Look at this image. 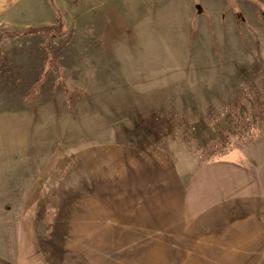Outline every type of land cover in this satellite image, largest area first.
Masks as SVG:
<instances>
[{
	"label": "rangeland",
	"instance_id": "rangeland-1",
	"mask_svg": "<svg viewBox=\"0 0 264 264\" xmlns=\"http://www.w3.org/2000/svg\"><path fill=\"white\" fill-rule=\"evenodd\" d=\"M47 1L51 4V0ZM130 1L134 13L138 0ZM167 3L164 22L163 18L161 23L154 22L156 9L146 3V23L133 27L132 23L120 22L111 30L104 29L99 22H85L77 9L66 30H57L60 38L53 39L49 46L55 60L50 54L39 53L46 42L43 34L1 41L3 55L12 70L0 79V261L11 259L17 246L23 204L29 208L39 190L47 192L49 187L44 179L49 178V173L54 172L53 178L58 181L52 185L60 186L57 189L62 193L65 183L60 179L64 167L72 171L73 178L79 176L80 159L95 148L114 144L111 134L117 131L114 129L118 120L122 125L127 124V120L120 118L131 121L134 112L130 99L144 95L150 98L160 90L155 86L148 88L151 83L161 81L146 80L158 74L154 67L167 64V70L162 72L168 74L165 77L168 82L178 86L177 82L184 80L183 84L200 96L211 92L212 87L224 93L238 83L247 95L251 92L255 96V90L263 88L264 0H167ZM39 14L40 10L35 15ZM105 18L108 20V15ZM185 32L189 59L179 69L180 64L163 58L172 53L170 57L183 61ZM160 34L162 40L158 43ZM163 36L169 48L165 47ZM156 48L165 53L160 62L152 64ZM56 64L65 75L63 84L57 80ZM175 67L177 72L173 70ZM61 85L77 92L65 91ZM65 93L74 99L71 107ZM261 96L264 97V90ZM199 134L205 136L204 131ZM236 146L237 152L218 155L243 162L250 168L264 162L263 142ZM167 148L178 154L156 149L171 157L181 176H189L197 169L198 163L191 159L195 156L193 152H186L179 143L169 144ZM101 174H113L112 168ZM83 189L80 182H73L72 198L52 199L58 207L62 204L52 210L53 216L46 213L48 208H37V217H45L44 225L49 223L47 217H54L52 229L42 232L46 249L56 241L58 245L67 240L70 231L64 228L63 207L71 205V214L76 215L78 193L74 194ZM41 202L36 201L39 206ZM58 250L61 251L60 246Z\"/></svg>",
	"mask_w": 264,
	"mask_h": 264
},
{
	"label": "crops",
	"instance_id": "crops-1",
	"mask_svg": "<svg viewBox=\"0 0 264 264\" xmlns=\"http://www.w3.org/2000/svg\"><path fill=\"white\" fill-rule=\"evenodd\" d=\"M146 3L156 9L155 23L166 20L167 0H138L134 13L130 0H51V4L0 0V26L7 24L17 31L51 26L58 12L66 30L79 9L85 22H99L106 30L120 22L135 27L146 23ZM163 40L169 48L164 36ZM182 46L181 63L169 56L172 53L163 58L180 64L179 69L189 59L186 32ZM157 48L152 64L165 53ZM163 64L154 67L156 73L167 70ZM164 73L146 80L163 79L168 75ZM80 163L81 174L74 178L64 167L62 193L60 186L52 185L58 181L54 172L43 178L49 189L39 190L29 208L23 204L17 246L11 259L1 260L10 264H264V162L250 168L223 158L181 176L171 157L141 140L130 147L95 148ZM110 167L113 174H101ZM73 182H80L84 189L74 194L78 193L76 215L71 214V205L63 207L64 228L70 233L63 244L56 241L46 249L42 232L50 231L54 217H47L49 223L44 225L45 217L38 218L36 210L48 208L46 213L53 216L52 210L62 204L58 207L52 199L72 198ZM40 200L39 206L36 201Z\"/></svg>",
	"mask_w": 264,
	"mask_h": 264
},
{
	"label": "trees",
	"instance_id": "trees-1",
	"mask_svg": "<svg viewBox=\"0 0 264 264\" xmlns=\"http://www.w3.org/2000/svg\"><path fill=\"white\" fill-rule=\"evenodd\" d=\"M63 26L58 12L57 22L51 26L17 31L3 24L0 26V44L4 38L18 39L23 36L43 34L46 36V42L39 53L50 54L55 60L54 51L49 46L53 39L60 38L61 35L57 30L62 29ZM56 69L57 80L63 84L65 75L57 64ZM11 70V64L3 55L0 46V79L6 78ZM166 81V78H163L148 86V88L160 87V90L150 98H146L149 95H144L134 100L130 99V105H133L131 111L134 114L131 121L126 117L120 118L127 120L125 125L118 120L119 124L114 129L117 131L111 134L114 144L133 146L147 139L154 147L172 155L178 152L169 150L167 146L179 143L186 152L195 154L191 159L201 167L225 158L218 154L237 152L238 143H264V97L261 96L264 86L255 90V96L249 92L250 97L244 92L240 83L231 86L224 93L212 87L213 89H209L211 92L206 91L200 96L191 90L188 84H183L186 82L184 80L177 82L178 86ZM61 86L65 88L64 85ZM66 89L65 91L77 92L74 88ZM68 93L67 95L65 93L66 101L71 107L74 99ZM201 131H204L205 136L199 134ZM0 264L10 263L0 261Z\"/></svg>",
	"mask_w": 264,
	"mask_h": 264
}]
</instances>
